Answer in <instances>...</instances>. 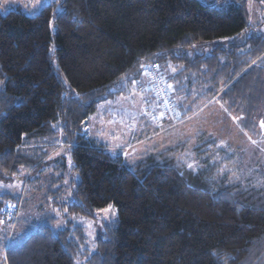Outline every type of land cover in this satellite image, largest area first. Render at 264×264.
Wrapping results in <instances>:
<instances>
[{
  "label": "trees",
  "instance_id": "16d2710c",
  "mask_svg": "<svg viewBox=\"0 0 264 264\" xmlns=\"http://www.w3.org/2000/svg\"><path fill=\"white\" fill-rule=\"evenodd\" d=\"M248 4L53 0L35 16L21 7L0 11V180L35 173L46 152L32 143H56L63 134L75 186L74 201L61 205L94 218L111 204L118 214L89 256L81 250L84 229L55 233L51 216L13 235L3 246L4 264H225L222 257L226 264H264L263 188L231 182L220 165L189 169L176 155L183 144L131 166L79 134L99 103L126 92L125 84L146 85L143 72L152 63L172 85L181 120L194 114L196 100L220 97L255 132L264 61L251 64L264 55V31L249 23ZM227 39L197 52L203 42ZM170 67L177 71L169 78ZM146 92V118L157 129L170 125L153 120L157 101ZM59 123L63 131L55 129ZM6 198L0 209L11 205Z\"/></svg>",
  "mask_w": 264,
  "mask_h": 264
},
{
  "label": "rangeland",
  "instance_id": "374dc122",
  "mask_svg": "<svg viewBox=\"0 0 264 264\" xmlns=\"http://www.w3.org/2000/svg\"><path fill=\"white\" fill-rule=\"evenodd\" d=\"M52 1L0 0V11L6 13L12 8L21 7L28 16H35L41 12L44 5ZM203 1L225 5L231 0ZM248 3L249 23L253 27L262 25L264 31V0H248ZM219 43L228 44V39L203 42L197 52H200L204 45L215 47ZM255 61L256 63H252L251 66H261L260 62L264 61V55ZM173 68L170 67L166 71L169 78ZM138 88L135 84L130 86L125 84L126 92L123 91L99 103L97 112L86 120L79 134L105 148L113 156H123L131 166L152 152L162 153L183 144L184 149L176 153L177 158L186 166L193 164L192 170L203 169L208 165H220L219 169L224 171H219V174H226L231 182L264 189V154L248 139V136L257 141L264 139V128L259 126V122L264 120V108L255 118V132L245 130V119L242 122L233 121L221 108L220 97L200 100L198 103L196 100L194 114L183 119L180 125L158 126L157 129L155 128L157 124L146 118V106L144 108L146 100L143 102L146 93L140 92V87ZM216 100H220V103H216ZM209 101L213 103H208ZM181 102L186 105V98L182 97ZM55 126V129L63 131L62 123ZM113 135H118L120 139H113ZM66 138L68 140V136L59 134L56 143L55 138H49L51 141L48 140L44 144L32 143L33 149L39 147L46 152L43 160L45 165L32 175L31 172H23L24 178L21 180H0V199L7 197L6 201L19 209L17 223L23 219L28 224L23 229H21L23 224L16 226V222L9 228L0 226V264H4L3 246H7L16 232L29 231L35 225L47 224L51 216L56 220L52 227L55 233L76 227L84 229L85 243L81 250L88 256L96 252L97 239L105 227L117 221L115 207V214L96 213L94 218H89L72 214L68 211L67 205L65 207L61 205L63 202L74 201V176L71 174L72 166L66 158L68 142ZM52 141L53 145H50ZM221 141H224L227 147L222 146ZM209 142L215 145L208 144ZM233 173L240 179H235ZM9 184L14 187H5ZM18 198L20 199L16 202ZM86 262L87 260L83 259L79 264Z\"/></svg>",
  "mask_w": 264,
  "mask_h": 264
},
{
  "label": "built area",
  "instance_id": "2783aa9c",
  "mask_svg": "<svg viewBox=\"0 0 264 264\" xmlns=\"http://www.w3.org/2000/svg\"><path fill=\"white\" fill-rule=\"evenodd\" d=\"M143 75L146 78V85H143V87L140 86V88L144 90H151L157 101V113L153 114L156 119L153 120L156 123L166 120L172 126L181 124L182 120L179 115V110L172 99L171 89L168 87L169 84L161 70L160 65L158 63L149 64L145 67ZM171 109L176 110L173 111ZM161 113L164 115L161 116ZM18 215L19 209L17 210V208L12 205H9L6 208H1L0 224L15 222L18 219Z\"/></svg>",
  "mask_w": 264,
  "mask_h": 264
},
{
  "label": "snow or ice",
  "instance_id": "6c2138e0",
  "mask_svg": "<svg viewBox=\"0 0 264 264\" xmlns=\"http://www.w3.org/2000/svg\"><path fill=\"white\" fill-rule=\"evenodd\" d=\"M252 63L254 64V63H256V61H252ZM141 68H143V65H141ZM175 71H177V70H176L175 68H173V72H175ZM145 74H147V73H145ZM132 83H136V80L132 79ZM168 87L171 88L172 85L169 84ZM134 95H135V93H134ZM177 99L180 100V99H182V98H181V97H177ZM215 102H216V103H220V100H216ZM208 103H213V101H209ZM220 106H221V108L223 109V111H224L225 113H227L228 115L231 116V119H232L233 121H238V122H242V121H243L244 118H243L242 116L232 115L231 112H229V108L224 107V104H223V103H220ZM171 110L175 111L176 109H171ZM160 115L163 116L164 114L161 113ZM152 118H153V119H156L155 116H153ZM238 126H240L239 123H238ZM259 126H260V128H264V120H261V121L259 122ZM241 131H243V127H241ZM113 139H115V140H119L120 137H119L118 135H113ZM248 139L251 141V144H252V145H254L257 149H259V151H260L262 154H264V139H262V140H260V141H257V140L252 139L251 136H248ZM220 143H221L222 146L227 147V145L224 143V141H221ZM125 155H128V153H125ZM69 163L71 164V158H70V157H69ZM187 166H188V168H190V169L193 168V164H188ZM223 171H224V169H220V172H223ZM233 177H234L235 179H240V177L236 176L235 173H233ZM65 183H67V181H65ZM18 186H19V185H17V187H18ZM5 187L11 188V187H14V186L11 185V184H9V185H6ZM109 213H111V214H115L114 206L111 205V204L108 205L106 208L99 209L98 212H97V214H105V215H107V214H109ZM89 226H91V224H90ZM214 255L219 256L218 253H214ZM221 259H222L223 261H225V264H226V259H227V258H226V257H222Z\"/></svg>",
  "mask_w": 264,
  "mask_h": 264
},
{
  "label": "crops",
  "instance_id": "0c3cea01",
  "mask_svg": "<svg viewBox=\"0 0 264 264\" xmlns=\"http://www.w3.org/2000/svg\"><path fill=\"white\" fill-rule=\"evenodd\" d=\"M142 93H146L145 95L146 96H144V98H143V102H144V100H146V98L148 97V92H146V90H144V91H141ZM24 204H25V201L23 202ZM23 220V219H22Z\"/></svg>",
  "mask_w": 264,
  "mask_h": 264
},
{
  "label": "bare ground",
  "instance_id": "6f19581e",
  "mask_svg": "<svg viewBox=\"0 0 264 264\" xmlns=\"http://www.w3.org/2000/svg\"><path fill=\"white\" fill-rule=\"evenodd\" d=\"M141 89V88H140ZM142 91H144V89H141Z\"/></svg>",
  "mask_w": 264,
  "mask_h": 264
}]
</instances>
